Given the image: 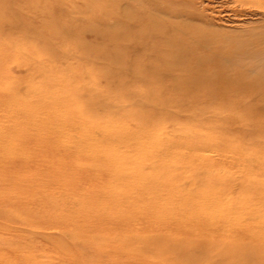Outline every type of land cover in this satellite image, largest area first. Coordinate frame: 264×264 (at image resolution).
Segmentation results:
<instances>
[{
  "label": "bare ground",
  "instance_id": "1",
  "mask_svg": "<svg viewBox=\"0 0 264 264\" xmlns=\"http://www.w3.org/2000/svg\"><path fill=\"white\" fill-rule=\"evenodd\" d=\"M130 1L135 10L122 17L135 21L144 0ZM234 1V112L224 114L232 117V133L225 117L222 133L198 124L149 120L144 112L134 115L143 96L108 92H150L156 100L168 92L169 83L150 77L127 83L110 69L109 76L104 74L93 60L58 61L50 55L48 45L60 39L50 25L56 22L53 6L87 11V19L105 7L103 0L19 2V18L30 29H6L8 16L0 6V264H116L122 256H139L142 241L127 235L126 226L161 223L173 213L189 215L183 206H149L132 195L124 197L122 190L139 188L153 195L160 187L174 186L159 177L147 184L141 174L125 181L127 158L138 160L133 167L143 158L225 157L230 152L264 161V0ZM118 18L124 36L130 26ZM78 44L71 39L62 45L75 50ZM135 69L141 72L140 65ZM112 80L119 86L111 91L104 83ZM258 242L264 251V234ZM142 260L161 262L148 256Z\"/></svg>",
  "mask_w": 264,
  "mask_h": 264
},
{
  "label": "rangeland",
  "instance_id": "2",
  "mask_svg": "<svg viewBox=\"0 0 264 264\" xmlns=\"http://www.w3.org/2000/svg\"><path fill=\"white\" fill-rule=\"evenodd\" d=\"M23 1L0 0L1 12L8 16L6 29L29 27L23 17L19 18ZM104 1L107 2L103 0V4ZM126 2L108 0L105 7L91 12L94 19L83 18L88 15L87 11L70 12L63 4L53 6L56 22L50 25L60 39L56 41L58 44H47L52 48L48 51L50 55L58 61L93 60L96 67L105 70L104 74L109 76L110 69L115 75L128 78L127 83H138L141 79L137 77L168 82V92H160L162 95L156 100L150 92L149 96L147 92L108 93L143 96L138 111H131L134 115L144 112L149 120L163 118L173 123L198 124L223 133L224 117L232 119L224 116L225 112H234L236 30L232 9L235 1L144 0L140 17L135 21L122 17L130 15L135 8L134 1ZM112 10L118 11V16L130 26L124 36H121L120 18L114 16ZM109 18L116 24L107 23ZM131 24L139 34H132ZM89 26L100 32L88 31ZM71 39L79 43V49L68 50L62 45L64 40ZM33 62L36 63L35 59ZM137 64L141 72L136 71ZM184 79L191 84L179 85L178 80ZM104 84L111 91L119 86L113 80ZM167 120L165 122L170 123ZM227 126L232 133L233 120ZM222 136L224 146L226 141ZM230 153L231 156L225 157L143 158L138 167H133L138 160L127 158L128 166L122 175L125 181H136V175L141 174L147 184L159 177L174 186L171 189L160 187L153 195L139 188L122 190L124 197L132 195L139 198V203L149 206L159 202L173 209L183 206L189 210V215L180 217L173 213L161 223L143 220V223L126 226L127 235L142 241L137 247L139 256H122L116 264H143L144 256L160 260V264H264V251L259 250L258 242L264 234V161L239 152Z\"/></svg>",
  "mask_w": 264,
  "mask_h": 264
}]
</instances>
